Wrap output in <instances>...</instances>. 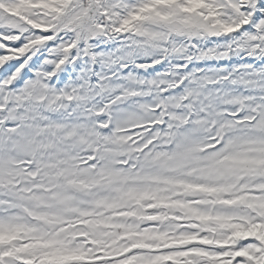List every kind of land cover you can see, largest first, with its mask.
I'll return each mask as SVG.
<instances>
[{"label": "snow or ice", "instance_id": "6c2138e0", "mask_svg": "<svg viewBox=\"0 0 264 264\" xmlns=\"http://www.w3.org/2000/svg\"><path fill=\"white\" fill-rule=\"evenodd\" d=\"M0 264H264V0H0Z\"/></svg>", "mask_w": 264, "mask_h": 264}]
</instances>
